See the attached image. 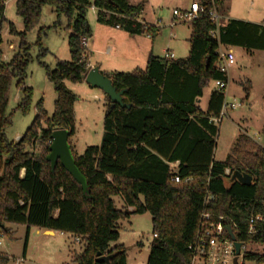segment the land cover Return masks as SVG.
I'll return each mask as SVG.
<instances>
[{"label":"trees","instance_id":"trees-1","mask_svg":"<svg viewBox=\"0 0 264 264\" xmlns=\"http://www.w3.org/2000/svg\"><path fill=\"white\" fill-rule=\"evenodd\" d=\"M197 1L205 12L190 24L186 59L150 55L144 70L103 73L118 92L124 91L123 102L130 108L117 105L112 109L107 98L100 146L87 148L80 157L71 146L76 166L87 180L89 192L84 194L60 163L52 169L47 156L54 131L67 130L70 137L75 131L78 97L66 83L82 82L89 72L82 45L83 38L92 36L87 13L94 8L99 24L120 26L132 36L154 38L159 28L139 22L145 5H131L128 0H17L24 32L19 34L23 37L21 52L10 62L3 61L0 34V236H13L6 225L26 226V253L32 228L53 231L80 240L82 252H72L75 264H102L97 262L98 254L113 255L111 264H127L126 247L111 246L120 238V222L150 214L152 233L157 237L151 243L147 264H192L189 246L201 215L208 213L232 219L243 246L264 245V224L257 225L256 234L248 235L251 216L264 215V152L241 132L227 159L215 161L219 129L213 119L219 118L226 94L216 89L207 111L199 106L211 82L228 83V76L219 70V48L238 47L250 54L264 51V26L229 20L217 28L208 15L215 8L219 11L227 0ZM5 3L0 0V32L6 21ZM44 7L67 19L71 61L58 62L54 70L46 67L57 93L53 115L47 114L40 101L26 134L18 142L9 141L10 86L17 80L23 93L17 110L27 113L33 91L25 85L31 61L25 34L39 24ZM217 30L218 39L213 36ZM10 33L18 34L13 25ZM250 89L246 88L247 98ZM38 143H48L39 156L33 151ZM177 162L174 171L172 164ZM235 172L250 175L253 184L231 183ZM175 175L180 183L171 181ZM208 193L215 199L205 205ZM116 197L122 199V209L117 208ZM244 259L264 264V255L246 252ZM0 264H9L2 253Z\"/></svg>","mask_w":264,"mask_h":264},{"label":"rangeland","instance_id":"rangeland-1","mask_svg":"<svg viewBox=\"0 0 264 264\" xmlns=\"http://www.w3.org/2000/svg\"><path fill=\"white\" fill-rule=\"evenodd\" d=\"M192 2L193 0H160L159 5L148 2L145 4L143 17L151 26L158 24L160 29V33L153 40L155 53L159 57L164 58L169 50L174 53L176 60L188 57L190 24L174 23L173 11L187 10ZM16 3L17 0H6L5 3L6 21L0 32L4 62H10L15 54L21 52L23 37L19 34L24 32V23L17 14ZM218 12L222 19L231 16L234 19H249L264 24V0H227ZM93 18V12L89 9L88 22H92ZM10 25L16 28L18 34L10 33ZM55 25L57 28H54ZM70 34L67 19L64 16L58 18L50 7L42 9L39 24L26 32L25 42L31 61L27 67L25 85L32 89L33 96L27 113L17 110L23 93L17 86V80H12L7 109L12 121V125L6 130L9 141L18 142L26 134L35 119L40 101L43 102L47 114L53 115L57 93L47 78L46 67L54 70L58 62L71 61L68 43ZM149 40L147 34L137 36L139 45H146ZM232 49L235 65L228 70L230 81L225 93L226 102L238 107L229 110L227 116L217 125L219 134L214 151V160L217 162H224L230 155L241 133L240 127L243 129L242 133L264 152V52L250 54L243 49ZM122 67L126 68L118 72L131 73L137 69L129 65ZM66 85L78 97L74 104L75 131L69 143L75 155L80 157L87 148L100 146L102 142L107 96L101 90L91 88L85 80L79 83L67 82ZM248 87L251 89L247 98ZM214 88L215 82H211L200 103L201 109L206 110L207 96ZM47 144L38 143L34 147V153L38 156L44 154L43 150ZM114 200L117 208L121 209L120 199L116 197ZM6 226L13 236L1 238L0 253L9 258V264H75L72 252H82L83 246L76 243L70 235L62 236L57 233L55 236H49L43 230L32 228L25 253L26 226ZM153 239L150 214L133 215L129 220L120 222L118 243L127 249V264H147ZM245 252L264 255V247L261 244L249 243ZM21 259H24V263L20 262ZM246 264L257 263L247 261Z\"/></svg>","mask_w":264,"mask_h":264},{"label":"built area","instance_id":"built-area-1","mask_svg":"<svg viewBox=\"0 0 264 264\" xmlns=\"http://www.w3.org/2000/svg\"><path fill=\"white\" fill-rule=\"evenodd\" d=\"M205 12L204 8L200 5L198 1H194L188 10H174L173 11V20L177 24H191L194 21L198 20L200 16ZM209 18L211 21L219 28L222 24V18L219 16L218 10L215 8L209 13ZM146 25L145 23H142ZM158 28V25L154 26ZM117 29H121L120 26H116ZM148 38H152L151 35H147ZM213 36L218 39V30L213 33ZM82 45L87 49L88 39H82ZM219 70L228 76V70L230 67L235 65V54L233 50L226 49L223 47L219 48ZM168 60H173L175 58L174 53L167 51L166 56L164 57ZM216 88L219 91L226 92L228 83L225 81H216ZM226 94V93H225ZM238 107L236 104H229L225 102L222 107L221 114L219 118L213 119V122L218 125L223 117L227 116L229 110H234ZM175 167L172 164V168ZM226 176L230 175V170L225 171ZM174 183H180L181 180L179 176L175 175L172 180ZM189 180H186L188 182ZM215 198L212 194L208 193L205 205L210 204ZM264 224V215L259 214L251 216L248 225V235H254L257 233V225ZM227 227H231L235 236L236 230L238 229L237 224L230 218L223 216L214 217L211 214L203 213L201 215L200 225L195 237L194 242L189 246V250L193 253V262L192 264H234L236 259V249L234 242L230 238ZM3 236H0V240ZM157 235H154L156 238ZM237 237V236H236ZM76 243H80L79 239H75ZM238 241V240H237ZM239 242V241H238ZM2 245L0 241V246ZM264 247V245H262ZM246 247L241 248L240 255L237 259V264H246L244 259L246 254ZM21 263H24V259L20 260Z\"/></svg>","mask_w":264,"mask_h":264},{"label":"crops","instance_id":"crops-1","mask_svg":"<svg viewBox=\"0 0 264 264\" xmlns=\"http://www.w3.org/2000/svg\"><path fill=\"white\" fill-rule=\"evenodd\" d=\"M128 1L131 5H139V4L145 5L147 2L149 4H157V5L160 4V0H128ZM165 1H168V0H165ZM194 1H197V0H193V2ZM90 10L93 12L94 18L92 22H89V25L92 29V36L91 38L88 39V45L86 49V52L88 53L87 59H88L89 71L95 67H99L102 73L109 74L113 72H118V70L119 71L124 70L123 68H126V67H122V66H128V65L133 66V67L135 66V68L137 69L144 70L147 66L150 55L159 57L155 53V45L153 41L154 38H148V40L150 39L149 40L150 42L146 43V45H143V44L139 45L137 42V36H132L128 34L127 32L123 31L122 29H117L116 27H110V26L99 24L97 22V11L94 8H91ZM175 10H178V9H175ZM181 11H184V10H181ZM143 14H144V11H143ZM143 14L140 16L138 21L141 23L150 25L143 17ZM223 20L224 22L229 21V20H240V21L264 26V24L260 23L259 21L258 22L251 21L249 19H234L231 16H229L228 18H224ZM159 33H160V29L158 30L157 35ZM141 36H144V35H141ZM190 36H191V33H190ZM169 51L172 52L171 50ZM255 52H264V51H255ZM90 54L91 56H89ZM174 60H176V57L174 58ZM229 81H230V75H228V85H229ZM216 89L217 88H214L210 92V94L207 96L206 110L202 109L204 112L207 111L210 96L212 92ZM203 98H204V95L200 99L199 106ZM240 130L241 132L243 131L241 127H240ZM174 165L175 167H173V170L176 171L179 166V163L178 162L174 163ZM119 199H120L119 200L120 207L122 209L124 207V203L121 198ZM128 210L133 211V208H129ZM44 232L46 235H49V236H55L57 234V232H53V231H44ZM61 235L65 236V234H61ZM118 242L119 241L112 243L111 246L114 247L116 245H123V244H119Z\"/></svg>","mask_w":264,"mask_h":264},{"label":"water","instance_id":"water-1","mask_svg":"<svg viewBox=\"0 0 264 264\" xmlns=\"http://www.w3.org/2000/svg\"><path fill=\"white\" fill-rule=\"evenodd\" d=\"M85 82L93 89H99L107 96L111 102L112 109L117 105L121 107L130 108V106L124 104V91L118 92L110 79H108L101 71L99 67L91 69L85 78ZM71 133L67 130H56L53 132L52 144L50 146V154L47 156V162H49L54 170L58 163L74 178V180L81 185L84 194H88V184L85 176L80 172L75 163V158L72 152L71 144L69 143ZM230 182H239L246 186L253 184V177L248 174L235 172ZM228 234L236 249V259L234 264H237L238 256L240 255L242 244L237 241L231 227L226 228ZM113 255L101 256L98 254L97 262L102 264H111L110 261Z\"/></svg>","mask_w":264,"mask_h":264}]
</instances>
